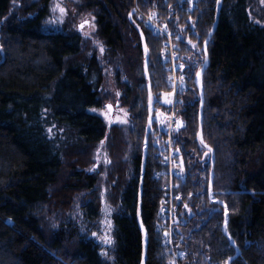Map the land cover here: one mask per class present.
Wrapping results in <instances>:
<instances>
[{"label": "trees", "instance_id": "16d2710c", "mask_svg": "<svg viewBox=\"0 0 264 264\" xmlns=\"http://www.w3.org/2000/svg\"><path fill=\"white\" fill-rule=\"evenodd\" d=\"M136 1L167 23L185 74L169 109L178 173L164 163L169 133L151 123L173 91L167 37L136 19ZM50 3L23 0L9 16L12 1L0 0V264H171L170 192L177 264H264V0H197L193 10L82 0L103 55L76 31L45 30ZM109 69L132 127L93 111L114 98ZM102 154L109 163L98 165ZM103 191L114 210L107 257L82 233L100 219Z\"/></svg>", "mask_w": 264, "mask_h": 264}, {"label": "rangeland", "instance_id": "374dc122", "mask_svg": "<svg viewBox=\"0 0 264 264\" xmlns=\"http://www.w3.org/2000/svg\"><path fill=\"white\" fill-rule=\"evenodd\" d=\"M11 1H12V8L9 13V16H11L13 11L20 8V5L23 0H11ZM28 1L30 3H37L38 5L39 4L41 5L42 3L45 2V0H28ZM81 4H82V0H51L50 12H49L50 14L47 18H45L44 28L47 31H55V32L76 31L82 35L85 41H89L93 45V47L97 48L99 50V53L103 55L105 47L102 41L98 40L96 36V31H97L96 19L94 16L90 15V13L84 14L83 12H81L80 10ZM41 6H43V4ZM61 9H63V11H61ZM81 24L82 27L80 29L79 27ZM2 25L3 24L0 23V31ZM179 65L180 64L178 63L175 64L174 66L175 70H173V72L171 73V74L173 73L176 74L177 77H175V80L177 81L180 80L178 79L180 77V74L178 73ZM180 66L182 67V65ZM109 70L110 73L108 75L105 89L108 90L112 95H114V98L112 101L106 102L105 105H103L101 108L93 111L101 115L106 120L109 126L117 124L121 126L124 125L126 127H130V126L132 127L133 122L131 121L128 109L123 108L119 100L120 90H118L117 88V84L114 78V72L111 71V69ZM167 80L169 82V85H171V83H174V78L170 74H168ZM197 82L201 91L200 94L202 96V88H203L202 71H200V73L197 76ZM182 83H179V85L181 84L180 87L182 88V90L179 93H181L184 90V85H182ZM174 87H175V83H174ZM149 101L153 109L154 98L151 92L149 93ZM165 101L168 104V108H165L164 110L159 109L156 113H154V115L151 116V123L155 121L156 123H160V125L162 124L161 125L162 130L167 132H169L170 127H172L171 134L174 138L172 139L175 146L176 145L175 135L178 132L177 130L178 124H177L176 116L172 112V109L170 112L169 109L172 107L174 109V106L179 102V97L177 95V100L175 99V91L173 90L171 93L167 94ZM171 118H173L174 120L173 119L171 120ZM175 122H176V126L173 125ZM149 129H151V124L149 126ZM201 141H202V145L207 149L208 153L212 154L213 150L211 149V147L203 141V138H201ZM208 153H206V155ZM102 163L103 164L109 163V160L107 161V157L104 154H102L101 159L99 158L98 160V165H101ZM102 196H103V210L100 219L96 221L95 224L85 223V225L82 226V233L87 235V237L89 238H95L98 241L99 245L102 247L103 255L107 257L110 248L114 245V229H115L113 223L114 210L107 203L105 191L102 192ZM210 199L212 202L221 204L222 206L226 207V204L222 200H220L217 196H215V194L212 191L210 192ZM81 213L82 210L78 205V207H76L75 213H73L72 215L73 216L76 215L78 221L83 222L84 220L83 218L81 219ZM177 253L179 254V257H182L183 253L181 249H179Z\"/></svg>", "mask_w": 264, "mask_h": 264}, {"label": "built area", "instance_id": "2783aa9c", "mask_svg": "<svg viewBox=\"0 0 264 264\" xmlns=\"http://www.w3.org/2000/svg\"><path fill=\"white\" fill-rule=\"evenodd\" d=\"M189 3L190 9H194V7L197 4V0H185ZM133 13L136 15V19L140 20V21H144L145 24L152 29L157 35H162L167 37V41H166V54L168 56V60L171 61L172 66H171V70L173 72V70H175V64H177L176 62V53L175 50L177 49V45H175L174 40H173V35L172 32L170 31V29L168 28V25L166 22H164L162 20V17L157 15L154 12H144L141 11L139 6H138V1H136L135 3V7L133 9ZM179 38H181V36H179ZM181 68V66L179 65L178 70ZM180 77L178 79H180L179 81L175 80L176 74H170L173 76L174 78V83H175V87H174V83H171V87L173 88V90L175 91V99L177 100V95L178 93L182 90V88L180 87L181 84L179 85V83H182V85H184V79H185V74L183 72H180ZM173 118H171L172 120ZM170 120V121H171ZM174 120V119H173ZM174 126H176V122L173 124ZM172 127H170V131L169 133V139H168V147H167V151H168V155H166L164 157V163L169 165L171 167V174L173 173H178L179 170L177 168H174V165L177 163V161L175 160V155L176 152L174 150V143H173V139H172ZM177 169V170H176ZM170 190H172L173 185L170 184L169 186ZM168 197L166 199V203H170V206L165 205L162 208V217L164 218L165 221L169 222V229L170 232L168 234V238H166V249H165V254L170 256L172 258L171 260V264H177V260L179 258V254L174 250V245H173V241H172V228L173 225L176 221V208L173 205V195L172 192H170V194L168 195ZM160 228H162L160 226Z\"/></svg>", "mask_w": 264, "mask_h": 264}, {"label": "water", "instance_id": "95a60500", "mask_svg": "<svg viewBox=\"0 0 264 264\" xmlns=\"http://www.w3.org/2000/svg\"><path fill=\"white\" fill-rule=\"evenodd\" d=\"M81 27H82V24L80 25V27H79V28L81 29Z\"/></svg>", "mask_w": 264, "mask_h": 264}, {"label": "snow or ice", "instance_id": "6c2138e0", "mask_svg": "<svg viewBox=\"0 0 264 264\" xmlns=\"http://www.w3.org/2000/svg\"><path fill=\"white\" fill-rule=\"evenodd\" d=\"M61 11H63V9H61Z\"/></svg>", "mask_w": 264, "mask_h": 264}]
</instances>
